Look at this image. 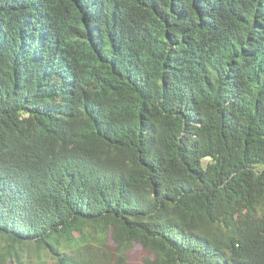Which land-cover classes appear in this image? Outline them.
I'll return each instance as SVG.
<instances>
[{
  "label": "trees",
  "instance_id": "trees-1",
  "mask_svg": "<svg viewBox=\"0 0 264 264\" xmlns=\"http://www.w3.org/2000/svg\"><path fill=\"white\" fill-rule=\"evenodd\" d=\"M264 264V0H0V264Z\"/></svg>",
  "mask_w": 264,
  "mask_h": 264
},
{
  "label": "rangeland",
  "instance_id": "rangeland-1",
  "mask_svg": "<svg viewBox=\"0 0 264 264\" xmlns=\"http://www.w3.org/2000/svg\"><path fill=\"white\" fill-rule=\"evenodd\" d=\"M143 251L140 246L132 250L130 258L126 264H142Z\"/></svg>",
  "mask_w": 264,
  "mask_h": 264
}]
</instances>
